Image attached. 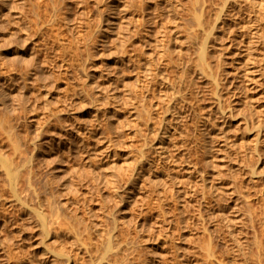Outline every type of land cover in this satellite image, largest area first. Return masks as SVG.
I'll return each instance as SVG.
<instances>
[{
	"label": "rangeland",
	"instance_id": "1",
	"mask_svg": "<svg viewBox=\"0 0 264 264\" xmlns=\"http://www.w3.org/2000/svg\"><path fill=\"white\" fill-rule=\"evenodd\" d=\"M148 1L152 18L153 3L164 0ZM229 2L215 46L221 52L211 58L221 96L194 77L200 93L185 95L181 124L173 128L177 120L154 106L149 132L131 116V0H0V89L33 161L21 168L32 167L37 192L67 214L54 215L42 242L35 195L27 202L33 210L13 199L0 163V264H58L55 247L76 254L69 264H97L109 236L111 251L123 248L130 264H218L205 252L210 240L230 261L227 228L216 216L223 210L250 249L261 241L264 252V0ZM177 21L178 28L164 24L166 36L152 19L141 33L184 47L188 24ZM148 46L142 50L155 54ZM3 141L2 157L12 156ZM135 157L141 166L131 170ZM56 220L75 227L80 220L83 242L57 233ZM100 264L116 263L110 254Z\"/></svg>",
	"mask_w": 264,
	"mask_h": 264
},
{
	"label": "bare ground",
	"instance_id": "2",
	"mask_svg": "<svg viewBox=\"0 0 264 264\" xmlns=\"http://www.w3.org/2000/svg\"><path fill=\"white\" fill-rule=\"evenodd\" d=\"M6 1L7 0H2L3 3ZM215 3H212V5ZM146 4L147 2H145V0H131V65H133L135 68L134 69L132 66V69L136 70V76H134V79H136V81L134 82V84L132 83L131 87V109H133V113L131 116L134 120L133 122H139V120L141 122V120H143L144 125H146V129H144L150 132L151 128L152 131L155 130H153V128L155 127L152 126L150 128L148 126L149 119H151L153 116L152 108H154V106L157 110L156 113H161L160 115L169 113L172 119L177 120L176 125L174 124L173 128H177V124H181V119L184 118V116L186 115L185 112L189 109L186 108L184 104V102L187 101H185V95L188 94L191 96L193 95V93H196L198 91V86L197 84H195L194 80L196 79L194 77H197L199 79L203 77L207 78L206 83L209 93L218 97L221 96L220 77L218 76L219 73H217V71L215 70L214 61H212L211 58L214 57L213 54H215L217 51H219V53L221 52V49L216 48L215 46L218 45L219 36L221 34V27L224 22L222 19V14L226 9L228 10L230 2L229 0L218 1L216 3L217 7H215L211 13L208 12H210L212 5H210L211 3L209 4L207 0H190L189 3L186 2V6H180L177 8H175V5L173 6L167 0H164L163 3L154 2L152 10H154L155 15L152 18L148 16V13H145L147 7L151 8L150 3L149 6ZM177 9L183 11L184 16L178 14ZM181 18L184 20L185 24H188L187 28L189 29L187 31V34L182 36L184 47H182L179 43L177 45L175 44L176 46H173V48H169V42H165V38L163 37L164 34L166 36L167 33L163 32H167L166 30H168L169 32L170 29L166 28L165 30L164 24H166L167 21L169 22L170 20H174L176 21V25H174V28H178L179 23L181 22L178 23L177 19L182 20ZM151 19V24L154 25L156 23V29H158L157 32H159V34H162V37L150 40L146 38L147 33H141V29L146 30H143V32L148 31V22ZM147 35L149 36V34ZM176 40L177 39H175V41ZM147 44L149 46L153 44V47L156 48L154 50V52L156 51L155 54H153V49L152 52L148 53H146L145 50H142V47ZM155 57H157V59H155ZM196 81L198 82V79ZM194 87H197L196 91ZM198 93L200 92L198 91L196 94ZM3 95L4 92H2V90L0 89V108L2 109L0 110V144L4 142L3 140L5 138H8V140H10V144L8 143V145H10L9 149L11 148L12 154V156L10 157H2L3 155L5 156V154H2V152L0 151V163L4 168V177L6 178V181H4L5 183L7 182L6 185L8 186V190L7 188H3L6 190V192L8 191L13 199L21 204V206L27 205L29 210H33V207L30 208L27 202L31 199L29 197H32V194L35 195V199H32H34V201L36 200L39 208L37 207L35 202H33V204L35 205L33 214H35L36 216L39 231L41 236L43 237L41 241L45 242L46 237L49 235L48 232L52 229V226L50 224L52 222L55 223V219L59 216L64 215L66 217L67 214L62 210L60 211L61 208L57 206L56 203H54L56 205L53 204L54 200L51 201L49 199H45V197H41L42 195L40 196L39 192H37L38 190H36L33 182V179L35 178H32V172L34 171L33 169V171H31L32 167L30 168L29 166V169L27 171H24V167L21 168V164H29V162L31 164V162H33L31 161L32 154L30 156L27 153L28 151H25L26 148L22 147V137L14 130V123H11L12 120L10 115L13 116L16 113L10 114L12 111L9 112V107L6 100L3 98ZM154 99L156 100L155 102H153ZM217 108L220 110L222 108V105H220L219 103ZM135 125L137 124L135 123ZM160 143L161 142H159V144ZM138 148L139 150L141 149L140 147ZM142 152L143 149L140 150V155L142 154ZM141 161L142 160L138 159V157L133 158L131 170L136 166H141ZM255 171L256 170L254 168L250 170L251 173H256ZM2 189H0V192H5L3 191L4 189ZM232 190L233 191H230H238V189H236V186ZM24 191H26L25 195L23 194ZM0 195L3 194L0 193ZM236 204L234 206H237V209L239 210L242 205ZM27 207L25 206V208ZM224 212L225 211L223 210L216 216L220 217L224 221V224L227 228V240H229L231 243L232 251V253L229 252L230 261H223V259H221L222 254L216 252L210 240L207 243L205 252L206 256L208 258H211V260L213 258V262L218 264H264L262 256L264 252H262L260 249L262 242L257 241V252H253L250 249L249 242L242 239V231L240 229L235 231L231 224L232 218L225 215ZM28 214L30 213L28 212ZM54 215L58 217L55 218ZM262 217L264 218V213L262 214ZM250 220H252V216L250 217ZM77 222L78 223L76 224V227L73 225L63 226L56 220V224H60L58 225L59 230H57V233L70 231V236L73 237L72 239L74 241L79 240L83 242V238H81L83 236H80L77 231L81 228V222L80 220H77ZM0 224H2V222ZM7 226L4 225V228ZM4 230L6 231V228ZM216 230L220 232V228L217 227ZM113 247L114 240L111 238V236H109L106 240L105 246L102 250H100L98 256H96L97 259L101 261L106 256L111 254L113 255L114 262L116 264H130L129 260L126 259L127 257L121 255L123 248L118 247L116 250L111 251ZM52 249L54 254V261L58 264H69V257L76 260V254H70L68 251L66 252L63 247H55ZM82 249L89 250L88 247H82ZM94 261L95 259L91 261V264H94ZM100 261H98L97 264H100Z\"/></svg>",
	"mask_w": 264,
	"mask_h": 264
}]
</instances>
